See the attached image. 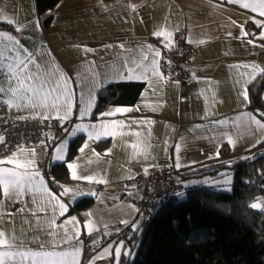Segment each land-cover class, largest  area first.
Segmentation results:
<instances>
[{
  "label": "crops",
  "instance_id": "obj_1",
  "mask_svg": "<svg viewBox=\"0 0 264 264\" xmlns=\"http://www.w3.org/2000/svg\"><path fill=\"white\" fill-rule=\"evenodd\" d=\"M48 15L51 21L43 27L41 19ZM254 19L264 17L226 0H59L42 15L37 13L35 0H0V24L11 26L0 28V34L6 33L16 41L13 45L3 40L0 46L15 47L21 58L30 57L31 71L42 80H50L52 86L67 80L72 92V110L67 120H59L65 128L53 145L45 139L38 146L17 147L3 158L7 161L15 154V160L21 163L33 161L27 170L38 173L36 183L43 179L47 189L26 187L17 197L5 194L0 185V232L9 243L18 250L39 251L42 246L43 250L55 251L78 248V264H111L117 261L114 251L103 254L105 247L125 241L119 232L125 228L132 232L140 220L136 201L144 190L132 181L138 174L161 166L182 171L218 160L221 152L236 157L253 150L256 141L264 138V130L243 120L236 122L235 118L244 112L259 118L256 110L260 109L251 108L248 101L251 88L264 75H257L247 85L246 101L241 93L250 77L241 73L251 68L231 66L256 65L258 72L264 69V39L259 38L264 28L257 27ZM176 28H184L187 40L194 46L187 64L190 78L186 93L181 95L177 83L159 68V75L149 72L147 79L139 75L128 79L126 67L148 65L153 58L159 59L154 57L156 51L161 54L170 46L171 37H157L154 33L172 34ZM242 31L254 35L242 37ZM116 82L141 84L137 86V99L110 105L104 113L116 108L130 110L91 118L97 91ZM0 87L4 88L0 101H6L10 87L18 84L0 74ZM261 88L264 101V83ZM89 103L90 115L81 120L80 109ZM1 104L17 118L58 115L50 108ZM59 115H63V109ZM223 120L228 124L215 123ZM81 123L105 127L96 129L99 139H89L87 132L72 136L74 126ZM78 135L84 139L77 154L67 161L75 167H67L69 181L63 187L72 192L60 197L59 203L67 208L61 215L62 209L52 198L61 193L51 188L46 171L49 164L62 162L53 160L56 146L68 141L60 153L66 158L69 142ZM105 139L109 140L107 146L97 150L96 143ZM0 167L15 169L16 164L4 163ZM73 173L81 179L72 178ZM202 179L181 183L190 188L200 184L192 180ZM85 196H93V203L69 213L71 205ZM72 217L76 222H70ZM89 221L92 229L85 227ZM69 236L73 238L68 240Z\"/></svg>",
  "mask_w": 264,
  "mask_h": 264
},
{
  "label": "trees",
  "instance_id": "obj_2",
  "mask_svg": "<svg viewBox=\"0 0 264 264\" xmlns=\"http://www.w3.org/2000/svg\"><path fill=\"white\" fill-rule=\"evenodd\" d=\"M59 0H35L39 15L51 10ZM51 21V15L41 19L43 27ZM8 28V24H0ZM129 82L110 83L101 87L91 118L103 116L110 105L131 103L137 99V86ZM262 88L250 93L252 108L264 111ZM78 135L68 145L64 161L49 164L46 174L51 188L61 193L69 181L67 161L72 159L83 142ZM107 139L98 141L101 151ZM259 143L252 150L236 157L221 152L220 159L180 171L179 182L217 177L231 170L230 191L207 186H184L183 196H173L158 209L148 222L140 219L138 227L125 238V249L133 252L132 258L121 253L118 264H264V204L258 208L250 205L261 196L264 198V152ZM94 201L85 196L74 202L69 213L85 209ZM111 264H117L112 261Z\"/></svg>",
  "mask_w": 264,
  "mask_h": 264
},
{
  "label": "snow or ice",
  "instance_id": "obj_3",
  "mask_svg": "<svg viewBox=\"0 0 264 264\" xmlns=\"http://www.w3.org/2000/svg\"><path fill=\"white\" fill-rule=\"evenodd\" d=\"M226 2L237 4L239 7L243 9L250 10L251 12L258 13L260 17H264V0H226ZM257 27L264 28V20L254 19L253 21ZM8 23H12V21H8ZM38 23V22H37ZM20 29H17L19 31ZM155 36L160 37L162 35L171 37V33L157 31L154 33ZM243 36L254 35L251 33H247L242 31ZM260 39H264V32L260 33ZM3 40H7L12 42L13 45L16 43L15 38L3 33L0 34V42ZM253 41H249L252 43ZM168 45H166L167 47ZM123 47V46H122ZM11 52L12 55H8L7 53ZM160 52L156 51L154 53V57H160ZM32 63L30 57L21 58V54L19 50L15 47H7L0 46V74L7 75L9 81L15 80L18 84V87H10V98L6 101H0V103H4L8 107H16L20 108L21 106H27L31 108H50L55 110L58 115L56 119L58 120H67L69 118L70 112L72 110V92L67 88V80H64L62 83H57L55 86H52L50 80H42L39 78L37 73L31 71L29 65ZM135 63V62H134ZM231 67H244L251 68V71L248 73H241L242 76H249L250 78L245 82L244 91L241 95L244 97L246 101H248V93H247V85L250 84L257 75H264V69H260L257 71L256 65H234ZM159 63L156 58H153L150 64H137L135 67H126V71L128 73V79H133L137 75H139L143 79H147L149 72L152 75H159L158 72ZM0 93H4V88L0 87ZM250 103V101H248ZM91 103L80 109V119L83 120L85 117L90 115L91 112ZM63 109V115L60 116L59 112ZM127 108H116L114 112L103 113V116H112L115 114L123 113L125 111H129ZM256 113L259 115L257 118L253 113L244 112L238 115L235 118L236 122L241 120L245 121L247 124L255 125L258 129L264 130V123L261 121L264 120V111L256 110ZM45 119L49 118L47 116ZM219 125H227L228 121H217L215 122ZM105 125H89V124H77L74 126L71 135L75 136L78 132H87L88 138L92 139L94 136L99 139V133L96 132L97 128L103 129ZM89 129H92L89 131ZM222 135H227L226 133ZM4 142V138L0 137V143ZM231 139L229 138V143H231ZM67 140L61 142L56 146L54 152L56 155L53 157L54 161H64L65 157L60 155V153L65 149ZM257 144L264 143V138L258 139L256 141ZM86 146V145H85ZM135 147V146H134ZM83 151V148L81 149ZM219 153H217L218 155ZM34 155V151H33ZM15 162L16 168H7L0 167V185L3 186V190L5 194H15L17 197L23 194V191L26 187L42 188L47 191L45 188V183L43 179H40L38 183H36L38 173H33L28 171L30 165L33 161H28L26 163H21L15 160V154L13 157L9 158L7 161L0 160V164L4 163H13ZM67 167L69 169H73L75 166L72 163H68ZM179 167V164H177ZM19 169H25V171H20ZM74 179H81L73 173ZM83 179H87L89 181L92 180V177H85ZM229 181H225L228 183ZM72 192L71 189L67 187L62 188V192L59 197L53 196L52 198L57 200L58 206L62 209L61 215L63 212L67 210L66 205L63 203H59L60 197L68 195ZM85 193H79V195H84ZM91 194V193H89ZM177 196H183V193H176ZM75 195L73 196V199ZM259 202L252 203L250 206L252 208L261 207L264 204V200L257 198ZM90 215V214H89ZM70 222H76V217H72ZM121 223L127 224V221H121ZM86 228L92 229L93 225L91 221L87 222L85 225ZM137 225H133V228H137ZM106 235H111V233H106ZM73 237H67L68 240H71ZM67 242V241H65ZM125 248V244L123 241H120L118 244L110 243L104 249L103 254H113L117 260L121 255V250ZM80 254V249H72L67 251H55V250H43V246L39 251L32 250H18L9 243V241L5 238V234L0 232V264H7L8 261H14L15 264H78L77 257ZM102 254V255H103ZM125 255H131L130 251L125 252Z\"/></svg>",
  "mask_w": 264,
  "mask_h": 264
},
{
  "label": "built area",
  "instance_id": "obj_4",
  "mask_svg": "<svg viewBox=\"0 0 264 264\" xmlns=\"http://www.w3.org/2000/svg\"><path fill=\"white\" fill-rule=\"evenodd\" d=\"M193 53L194 46L187 40L184 28H176L172 32L170 46L162 50L158 59L160 71L177 83L181 95L186 93L190 78L187 64ZM64 128L65 125L56 118L13 117L0 103V137L4 138V142L0 143V160L20 146H38L45 139L53 145ZM260 151L264 152V144ZM179 173L174 166H161L149 173L138 174L132 180L137 188L144 190L136 201V212L140 219L150 221L167 199L177 196L176 193H183L184 185L176 179ZM260 199L264 200L262 196ZM119 235L127 238L131 231L125 228Z\"/></svg>",
  "mask_w": 264,
  "mask_h": 264
},
{
  "label": "rangeland",
  "instance_id": "obj_5",
  "mask_svg": "<svg viewBox=\"0 0 264 264\" xmlns=\"http://www.w3.org/2000/svg\"><path fill=\"white\" fill-rule=\"evenodd\" d=\"M253 151L251 150L250 152H247L248 154L252 153ZM232 176L233 173L231 170H225L223 171L219 176L217 177H206L202 180H192V182H200V186H207V187H212L216 188L221 191H230L231 190V185H232ZM225 181H229L228 183H225ZM187 184V183H186ZM182 197V196H178ZM124 242V240H121ZM131 255H127L130 258L133 256V252L129 249V247H126L125 252H129Z\"/></svg>",
  "mask_w": 264,
  "mask_h": 264
},
{
  "label": "water",
  "instance_id": "obj_6",
  "mask_svg": "<svg viewBox=\"0 0 264 264\" xmlns=\"http://www.w3.org/2000/svg\"><path fill=\"white\" fill-rule=\"evenodd\" d=\"M264 83V78L258 79L250 90V93L256 94Z\"/></svg>",
  "mask_w": 264,
  "mask_h": 264
}]
</instances>
